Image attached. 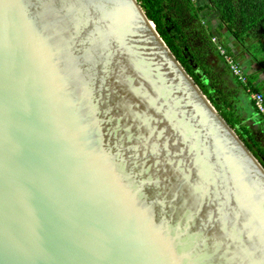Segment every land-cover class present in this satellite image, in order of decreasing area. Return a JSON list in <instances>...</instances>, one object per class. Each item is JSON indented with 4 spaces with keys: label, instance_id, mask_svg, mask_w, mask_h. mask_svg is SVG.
Segmentation results:
<instances>
[{
    "label": "water",
    "instance_id": "1",
    "mask_svg": "<svg viewBox=\"0 0 264 264\" xmlns=\"http://www.w3.org/2000/svg\"><path fill=\"white\" fill-rule=\"evenodd\" d=\"M0 264H264V168L137 0H0Z\"/></svg>",
    "mask_w": 264,
    "mask_h": 264
},
{
    "label": "trees",
    "instance_id": "2",
    "mask_svg": "<svg viewBox=\"0 0 264 264\" xmlns=\"http://www.w3.org/2000/svg\"><path fill=\"white\" fill-rule=\"evenodd\" d=\"M137 1L175 59L264 168V116H260L261 120L257 122L258 134L262 138L252 136L247 125L236 116L224 86V71L220 72L223 74L220 76L206 62L207 52H218L210 42L211 33L203 26L206 16L205 19L201 16L206 9L214 15L218 33L225 30L234 39H239L242 34L260 39L264 37V0H204L202 5H196L195 0ZM259 50L264 53V41ZM262 69L264 72V66ZM233 79L235 83L242 84L236 76ZM251 84H243L242 88L258 91ZM250 105L254 113L261 115L252 100Z\"/></svg>",
    "mask_w": 264,
    "mask_h": 264
},
{
    "label": "rangeland",
    "instance_id": "3",
    "mask_svg": "<svg viewBox=\"0 0 264 264\" xmlns=\"http://www.w3.org/2000/svg\"><path fill=\"white\" fill-rule=\"evenodd\" d=\"M138 2V1H137ZM204 0H195L196 5H202ZM139 3V2H138ZM209 11L206 9L202 11L201 16L204 20V28L211 33V38H217L219 44L225 46L228 49V52L233 54L236 59V65L239 67L242 74L243 82L242 84H237L234 81V75L230 72L229 66L224 61L222 56L217 54L216 52L206 53V62L214 68V72L222 76L220 74L221 71H224L223 79L225 80L224 86L226 87V91L229 92V100L232 104L233 109L235 110L236 116L239 120L242 121L247 127L250 129L252 136L261 137L258 130L259 122L261 120L262 115H257L254 113L253 109L250 105L251 94L253 92L248 89H243L245 84L248 82L252 83L260 93L264 96V81L262 80V66H264V53H261L259 50L261 43L264 41V37L260 39H253L246 35L240 37L239 39H234L229 36V34L225 30H221L219 33L217 31V20L214 15L208 13ZM211 44L214 43L211 41ZM243 68V69H242ZM249 69H251V73H248ZM217 71V72H216ZM219 72V73H218ZM229 72V73H227ZM223 86V87H224ZM256 91V92H258ZM255 93V92H254ZM264 98V97H263ZM241 124V123H240ZM264 125V123H263ZM264 139V138H263ZM264 145V142L262 143Z\"/></svg>",
    "mask_w": 264,
    "mask_h": 264
},
{
    "label": "built area",
    "instance_id": "4",
    "mask_svg": "<svg viewBox=\"0 0 264 264\" xmlns=\"http://www.w3.org/2000/svg\"><path fill=\"white\" fill-rule=\"evenodd\" d=\"M211 41L214 43V47L216 49V51L218 52V54L220 56H222V58L224 59V61L227 63V65L229 66L230 72L236 76L240 81L243 82L242 78V72L240 71L239 67L235 64V58L232 57L231 55L226 53L225 48L219 44V42L217 41V38H211ZM244 75V74H243ZM251 98L252 101L254 102V106L257 108L258 112L264 116V99L263 96L260 92H253L251 94Z\"/></svg>",
    "mask_w": 264,
    "mask_h": 264
},
{
    "label": "crops",
    "instance_id": "5",
    "mask_svg": "<svg viewBox=\"0 0 264 264\" xmlns=\"http://www.w3.org/2000/svg\"><path fill=\"white\" fill-rule=\"evenodd\" d=\"M225 49H226L227 54H229V53H228V49H227L226 47H225ZM229 55H230V54H229ZM232 55H233V54H232ZM235 60H236V59H235ZM242 69H243V68H242ZM248 73H251L252 75H254V74L252 73L251 69H249ZM261 73H262V75H263V76H262V80L264 81V72L262 71ZM245 85H246V84H245Z\"/></svg>",
    "mask_w": 264,
    "mask_h": 264
},
{
    "label": "clouds",
    "instance_id": "6",
    "mask_svg": "<svg viewBox=\"0 0 264 264\" xmlns=\"http://www.w3.org/2000/svg\"><path fill=\"white\" fill-rule=\"evenodd\" d=\"M232 57H234V56H232ZM236 61V60H235Z\"/></svg>",
    "mask_w": 264,
    "mask_h": 264
}]
</instances>
